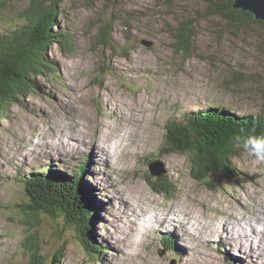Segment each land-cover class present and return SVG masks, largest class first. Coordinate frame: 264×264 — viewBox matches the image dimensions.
I'll list each match as a JSON object with an SVG mask.
<instances>
[{
	"label": "rangeland",
	"instance_id": "1",
	"mask_svg": "<svg viewBox=\"0 0 264 264\" xmlns=\"http://www.w3.org/2000/svg\"><path fill=\"white\" fill-rule=\"evenodd\" d=\"M211 1L62 0L61 30L72 39L70 53L55 46L51 57L58 73L40 80L41 92L0 121V264H27L31 237L41 240L48 259L66 247L63 264H264V162L242 153L235 160L239 177L211 178L212 190L191 176L185 155L162 151L167 124L190 111L224 106L256 114L264 106V26L229 24L213 14ZM30 2L0 0V34L23 23ZM108 23L114 35L106 49L97 35ZM183 23H192L194 33L188 53L177 44ZM65 125L84 126L86 138L61 135L57 129ZM120 132L117 151L99 140ZM75 140L80 145L70 142ZM92 154L100 158L96 166ZM84 162L99 208L93 234L104 247L102 263L87 258L61 216H35L25 207L24 179L48 170L71 176ZM156 162L174 183L169 196L153 192L147 182L159 178L150 170ZM123 198L144 204L151 217L166 213L159 216L163 222L150 217L137 228L148 214L128 219ZM184 211L198 216L193 230L181 226L177 216ZM222 227L236 238L220 242ZM165 235L173 236L174 251L164 246Z\"/></svg>",
	"mask_w": 264,
	"mask_h": 264
},
{
	"label": "trees",
	"instance_id": "2",
	"mask_svg": "<svg viewBox=\"0 0 264 264\" xmlns=\"http://www.w3.org/2000/svg\"><path fill=\"white\" fill-rule=\"evenodd\" d=\"M62 0H31L21 14L23 23L0 34V121L14 106L22 107L33 94L41 92L40 80L55 76L58 66L51 57L58 46L69 52L71 38L61 30ZM210 7L214 15L229 24H253L264 26L249 12L233 7L234 0H213ZM114 27L105 24L97 35V43L106 49L112 47ZM194 37L192 23H183L177 29V44L185 53L190 50ZM105 74V70L101 69ZM264 134V106L256 114H239L227 107H204L186 113L182 121L171 120L166 126L164 147L166 154H183L187 157L191 176L199 183L216 190L211 178L234 180L239 177L235 160L244 151L235 144L234 137L241 133ZM87 163L74 175L49 171L24 179L23 186L28 199L25 205L33 215L60 217L66 227L76 235L88 259L102 263L104 247L94 238L95 223L100 220L99 208L89 193L90 183ZM151 178V177H150ZM153 192L169 196L175 192L174 183L167 176L156 183L147 181ZM163 244L173 251L172 235H165ZM30 258L27 264H63L67 248L60 247L48 259L42 252V242L37 237L27 240ZM228 261V260H227ZM228 264H231L230 260Z\"/></svg>",
	"mask_w": 264,
	"mask_h": 264
},
{
	"label": "bare ground",
	"instance_id": "3",
	"mask_svg": "<svg viewBox=\"0 0 264 264\" xmlns=\"http://www.w3.org/2000/svg\"><path fill=\"white\" fill-rule=\"evenodd\" d=\"M120 106V105H119ZM121 107V106H120ZM85 118H86V116H85V114L83 115ZM59 127V126H58ZM81 129L79 130L78 128H73V129H69V127L67 126V125H65V126H63L62 127V129L59 127L58 129H57V131L58 132H61L62 131V133L63 134H61V135H64V136H77V137H80V138H82V139H85L86 138V136H85V132H84V130H83V128H84V126H82L81 125ZM112 135L111 134H108V136H102V135H100L99 136V140H100V142L102 143V144H104V145H107V146H110L111 148H114L115 149V151H117L118 150V148H119V146H120V139L123 137V135L121 134V132L119 133V135H117L115 138H112V139H110V137H111ZM33 141H36V140H34L33 139ZM70 142H72V143H78V141H70ZM37 144V143H36ZM79 144V143H78ZM80 145V144H79ZM69 147H73V144H71V145H69ZM124 150H126V147H124ZM54 152H56L55 154H59V151H58V149L56 150V151H54ZM54 152H50L51 154H54ZM81 152H84L83 151V149L81 150ZM137 153V151H135V153L133 154V156L135 155ZM133 156H131V157H129L128 155H126L125 154V156H124V158L125 159H127V160H130V158H132ZM43 158H45V157H48L50 160H51V158L52 159H57L54 155L52 156V155H50V156H48V155H45V157L44 156H42ZM59 158V157H58ZM97 161V162H96ZM100 158H98V159H96L95 157H94V155L92 154V163L94 164V166H96V165H98L100 162ZM92 168V167H91ZM107 170V169H106ZM122 170V169H121ZM54 171V173L55 174H58V173H60V172H58L57 170H53ZM107 172H108V170H107ZM124 172V171H123ZM110 175H112V174H110ZM114 190L116 189L115 188V185L112 187ZM118 197V196H117ZM119 200V199H118ZM121 201H123L127 206H128V213H127V215H128V219H130V218H132L131 217V215H136L137 217H142V216H145V215H147V218H140V220H143V222L142 223H137L136 224V227L138 228L140 225H142V226H146L149 222H152L153 220H154V215H153V217H151V216H149V212L148 211H143L142 209H143V205L141 206V205H138V204H140L139 202H137L136 201V203H137V205H131V204H129L128 202H126L125 201V199L123 198ZM120 204H122V202L120 203ZM122 206H123V204H122ZM183 208V207H182ZM123 209H124V206H123ZM140 211V212H139ZM161 213L160 212H158V213H156V219H157V221H158V223H161V222H163V220L162 219H159V216H162V215H164V214H166V213H163L162 215H160ZM234 215V214H233ZM177 216V215H176ZM121 217H123L122 215H121ZM150 217H151V220L152 221H150ZM178 218H179V221H180V223H181V226H184L185 227V229H189V230H193V228H191V223L192 224H194L195 225V223L197 222V221H194V220H198V216H195V217H192V216H190V212H188V211H184V212H180V214L177 216ZM185 218V220H183ZM237 218V217H236ZM125 219V218H124ZM173 219H174V217H173ZM239 219V218H238ZM243 219V218H242ZM246 222L247 220H241L239 223H241V222ZM225 222H227V221H225ZM225 222H222V223H225ZM126 223L127 222H125L124 223V226L126 225ZM170 223V222H169ZM177 224V223H176ZM220 224L221 223H219V226H220ZM227 224H228V222H227ZM171 226H170V228H172V226L174 225L175 226V223L173 224V223H171L170 224ZM178 226H179V224H177ZM194 225H192V226H194ZM230 225V224H229ZM218 226V227H219ZM250 226H252V227H254L251 223H250ZM126 227V226H125ZM124 227V229L122 228V232L123 233H128L129 231H128V229L127 228H125ZM148 228V227H147ZM156 232L158 231V230H155ZM218 234H219V241L220 242H226V241H224V239H226V240H233V239H235L236 237V234H235V236H233V238H228V235H225V233H224V231H223V227L222 228H218ZM138 232V231H137ZM153 232V231H152ZM138 234H141L140 232H138ZM192 235V234H191ZM206 235V234H205ZM208 236V235H207ZM229 243H232L231 241H229L228 243H226L227 245L229 244ZM231 245V244H230ZM229 246V245H228ZM118 248H120V247H118ZM188 251H189V248L187 249Z\"/></svg>",
	"mask_w": 264,
	"mask_h": 264
},
{
	"label": "water",
	"instance_id": "4",
	"mask_svg": "<svg viewBox=\"0 0 264 264\" xmlns=\"http://www.w3.org/2000/svg\"><path fill=\"white\" fill-rule=\"evenodd\" d=\"M233 7L237 10L251 13L256 21H261L264 23V0H234ZM142 44L146 47H150L153 43L143 41ZM155 167H159L162 169H157ZM150 170L152 176L155 177H161L165 174L163 165L159 162H156L155 164L152 163L150 166Z\"/></svg>",
	"mask_w": 264,
	"mask_h": 264
},
{
	"label": "clouds",
	"instance_id": "5",
	"mask_svg": "<svg viewBox=\"0 0 264 264\" xmlns=\"http://www.w3.org/2000/svg\"><path fill=\"white\" fill-rule=\"evenodd\" d=\"M234 142L248 155L264 162V134H245L241 129V133L234 137Z\"/></svg>",
	"mask_w": 264,
	"mask_h": 264
}]
</instances>
